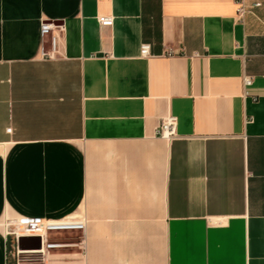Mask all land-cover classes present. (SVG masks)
Here are the masks:
<instances>
[{"label":"crops","instance_id":"1","mask_svg":"<svg viewBox=\"0 0 264 264\" xmlns=\"http://www.w3.org/2000/svg\"><path fill=\"white\" fill-rule=\"evenodd\" d=\"M22 218L85 220L84 249L18 255ZM22 260L264 264V0H0V264Z\"/></svg>","mask_w":264,"mask_h":264},{"label":"built area","instance_id":"2","mask_svg":"<svg viewBox=\"0 0 264 264\" xmlns=\"http://www.w3.org/2000/svg\"><path fill=\"white\" fill-rule=\"evenodd\" d=\"M239 15L245 14V8L242 6L239 8ZM112 20L108 17L100 18L102 25L111 24ZM63 27L55 22H42L40 27V35L44 44L45 39H49L48 49H42V57L45 59H54L60 54V34L63 32ZM141 55L148 57L151 55V47L149 44H143L141 48ZM178 119L175 116H165L157 129V134L163 138L170 139L176 136ZM12 230L9 234L13 236L17 243L23 237H38L42 242L41 250L36 253H40L45 256L46 251L52 249H61L71 247L73 243L55 242L51 238L52 234L60 233H80V238L74 242V245L80 246L84 249L85 246V234L87 229V222L85 220L74 219H40V218H22L12 225ZM17 254L21 255L22 251L17 249Z\"/></svg>","mask_w":264,"mask_h":264},{"label":"rangeland","instance_id":"3","mask_svg":"<svg viewBox=\"0 0 264 264\" xmlns=\"http://www.w3.org/2000/svg\"><path fill=\"white\" fill-rule=\"evenodd\" d=\"M51 238H53V241L55 242H63V243H72L77 241V235H73L72 233H60V234H52ZM42 258V257H41ZM39 259V258H38ZM22 264H34L33 262H25L22 260Z\"/></svg>","mask_w":264,"mask_h":264},{"label":"water","instance_id":"4","mask_svg":"<svg viewBox=\"0 0 264 264\" xmlns=\"http://www.w3.org/2000/svg\"><path fill=\"white\" fill-rule=\"evenodd\" d=\"M33 237H23V238H21L20 240H19V249L21 250V251H24V250H28L29 248H27V242L29 241V240H31ZM33 249H36V250H38V249H40V246H36L35 248H33Z\"/></svg>","mask_w":264,"mask_h":264}]
</instances>
